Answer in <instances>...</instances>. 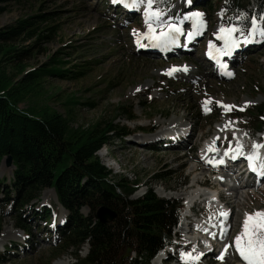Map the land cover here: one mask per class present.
<instances>
[{"label":"rangeland","instance_id":"obj_1","mask_svg":"<svg viewBox=\"0 0 264 264\" xmlns=\"http://www.w3.org/2000/svg\"><path fill=\"white\" fill-rule=\"evenodd\" d=\"M207 3L209 5H206ZM257 3L258 0H240V4L244 5L241 9L244 17L237 21H240L242 26L246 24L247 8L250 11L256 10ZM3 5L0 3L5 9L0 13V27L34 12H45L51 16L49 23L42 24L41 28L57 27L55 32L43 30L48 41L45 39L39 44L38 52H29L25 60L27 63L25 70L33 68L37 63L42 64L56 51L63 52L64 69H87L83 75L75 79L48 77L44 82L45 90L38 98L33 99L34 104L50 106L63 114L72 107L73 126L88 127L97 121L105 123L113 119V123L131 131V135L127 136L126 140L125 138L119 140L118 137L113 136L112 142L103 146L97 154L98 158L111 168L112 173L122 175L128 183L134 181L139 183L140 187L130 194L128 199L140 198L148 187H152L156 196H160L164 190V198L179 200V195L183 193L184 200V197H187L185 194L187 190L198 187L195 183L192 185L193 173H189V170L195 160L190 158L189 154L182 160H176L175 158L182 155L183 151H153L152 147H158L156 144L144 145L140 142L149 140L164 129L180 127L190 121L202 137L216 133L215 138L222 143L225 134L232 130L236 123L243 127V131H248L255 123L260 122L258 118L252 120V116L247 111H254L255 107L264 104L263 48L249 51L248 57L243 62H236L237 72L231 79L204 78L196 83H190V86L185 88L187 82L194 79L196 74H186L183 77L185 81L170 82L167 85L169 65L180 61L159 63L154 57L136 54L127 28L122 27L130 24L131 21L114 19L111 11L108 12L107 6H102L99 0H23ZM217 5L218 0H207L203 5L204 11L209 13L212 26L216 25L220 18L221 8L218 9ZM192 9H187L186 13H190ZM200 18H204V15L197 18L202 23ZM182 24L184 25V21ZM132 29L137 28L133 26ZM210 36L211 32L207 29L206 38ZM254 39L258 40L259 35H255ZM31 43L30 40L17 45L27 47ZM172 46L175 44L172 43ZM41 51L45 53L42 54ZM180 53L181 50L179 55ZM184 59L194 65L193 56ZM175 87H178V93L169 92ZM206 100L211 101L207 105L210 111H205ZM142 102L148 103L147 107L142 106ZM226 102L232 103L226 104ZM28 104V102L22 103L20 107ZM221 105L233 107L230 111L225 110ZM122 108L130 109L134 119H128L127 113L122 112ZM224 123H229L230 126H225L223 130ZM151 131L156 132L152 134ZM196 167L197 173L205 170L198 163ZM3 168L0 167V180L4 184H9L14 167ZM206 175L209 176L208 173ZM226 183L231 186L229 182ZM228 186L223 188L226 190ZM239 192L237 199H231L235 201H233V233L239 229V220L246 213L264 210V188L250 191L240 188ZM35 194L37 198L27 203L31 204L24 207L22 217L30 228V235L25 238L30 239L31 244L34 241L37 244L31 245L28 252L22 251L25 244L29 247L30 243H26L21 238L22 229L17 228L16 225L18 213L13 212V205H8L4 217L1 218L0 264H52L55 259L61 257H66L69 264H76L77 259L75 261L72 255L73 249L67 248L68 251L61 252V241L64 239L54 229L57 222L54 226L52 224L55 218L56 221L63 217L67 219L70 211L59 205L51 188H44L40 193ZM13 195L14 193H11V197ZM36 206L39 207L40 212H42L41 206H47L46 210L55 211L50 215L48 222L45 221L48 215L45 218H39V214L34 215ZM89 208L87 205L83 206L80 213L89 214ZM14 239L17 242L21 240L20 248L9 247L13 246ZM231 239L235 240L234 234ZM179 241L188 243L184 236ZM80 247L79 256L84 258L90 252L89 244L85 242ZM228 250L230 254L224 259L229 262L224 264H238L239 259L234 257V252H231L232 247Z\"/></svg>","mask_w":264,"mask_h":264},{"label":"trees","instance_id":"obj_2","mask_svg":"<svg viewBox=\"0 0 264 264\" xmlns=\"http://www.w3.org/2000/svg\"><path fill=\"white\" fill-rule=\"evenodd\" d=\"M20 1L23 0H0V3L4 6ZM2 6L0 13L5 10ZM50 20L48 13L34 12L0 27V163L11 155L14 165L9 184L0 180V229L2 215L11 201L13 210L21 211L36 198L35 193L50 187L70 211L61 252L77 249L88 241L90 252L78 264H123L121 257L127 247L142 254L141 260L135 258L131 264H147L149 256L169 238L177 220L176 202L156 196L152 187L142 197L128 199L138 182L128 183L98 158L96 152L112 142L113 136L131 132L124 126L116 125L113 119L105 123L97 121L88 127L73 126L72 107L63 114L50 106L34 104L33 99L45 90L48 77L75 79L85 72V68L64 69L60 51L46 55L48 58L42 64L25 70L29 52H38L39 44L47 39L43 30L56 31L55 26L41 28ZM30 40V46L17 45ZM25 102L29 104L20 107ZM122 110L128 119H134L130 109ZM249 113L253 120L261 119L254 124L260 128L264 123V104ZM84 205L91 209L87 216L80 213ZM99 205L116 213L111 223L95 220L94 211ZM17 222V228L23 229L19 218ZM72 255L76 261L77 253Z\"/></svg>","mask_w":264,"mask_h":264},{"label":"snow or ice","instance_id":"obj_3","mask_svg":"<svg viewBox=\"0 0 264 264\" xmlns=\"http://www.w3.org/2000/svg\"><path fill=\"white\" fill-rule=\"evenodd\" d=\"M113 3H121L125 7H136L137 3L143 2V0H112ZM153 0H147V7L145 8L146 15V23L148 24V32L145 35L148 39L156 42L157 46L166 45L169 42H175V36L173 33H179L181 29L178 26L167 25L168 30H163V25H161V31L159 34H156L153 30L151 20L153 17L157 19L162 15L159 10L153 11ZM195 16H200L201 14L195 13ZM256 18H252V30L255 32L256 30ZM238 31L235 26L232 27H221L219 39L224 40V48L218 51L227 54L230 52L232 47L236 46V40L233 38L232 34ZM192 33H189V37H191ZM261 35H264V31L261 32ZM211 47V46H210ZM185 70H187L185 68ZM175 69L168 70L169 75ZM211 103L210 100H206L204 102L205 111H210L207 105ZM219 103V102H217ZM225 108V110H230L232 105H221ZM231 123V122H229ZM254 149L261 147L260 145H254ZM236 152L242 154V145L237 143ZM236 157L233 156V159ZM259 158V153L253 151L250 155L247 156V160L249 161V167L253 172H257L256 168V160ZM260 175H264V171H260ZM222 216H226L227 213H221ZM229 245H225V251ZM235 251L239 254L246 264H264V211H256L254 213H246L243 223H242V231L235 237L234 240ZM224 253L222 252L218 259H223ZM194 259H199V257H194Z\"/></svg>","mask_w":264,"mask_h":264},{"label":"bare ground","instance_id":"obj_4","mask_svg":"<svg viewBox=\"0 0 264 264\" xmlns=\"http://www.w3.org/2000/svg\"><path fill=\"white\" fill-rule=\"evenodd\" d=\"M189 17V16H188ZM192 22H193V25H194V32H200V29L202 28V23L196 18V16H193L192 18H189ZM184 21V20H183ZM140 34V33H139ZM135 41V40H134ZM144 41H146V39L144 40ZM176 43H178V42H174L173 44H176ZM165 47H166V49L167 50H170V48L172 47V42H169L168 44H166L165 45ZM174 47V46H173ZM179 65V64H178ZM183 64H180V66H182ZM177 76V75H176ZM178 76H181V74H179ZM240 124V123H239ZM232 125V124H231ZM225 126H230V124L229 123H224V125H223V130H224V127ZM235 127H238L239 125H238V123H236V125H234ZM219 128V127H218ZM217 128V129H218ZM233 128V127H232ZM226 130V129H225ZM218 132V131H217ZM213 133H215V132H213ZM157 134H160V133H157ZM216 134V133H215ZM214 134V135H215ZM220 134V133H219ZM215 138V136H213L212 138H211V140H209V142H211L212 144L215 142L216 143V141H217V139H214ZM201 161H204V162H206L207 160H208V157H201V158H199ZM224 160H226V159H223L222 158V161L221 162H224ZM228 164L229 163H224V164H221L223 167H226V166H228ZM4 169V168H3ZM221 169V168H220ZM195 170H196V165L195 164H192L191 165V167H190V170H189V173H193V177H192V185H194V183H195V179L196 178H201V177H203V176H205V174L204 173H197V172H195ZM207 169H205V171H206ZM222 171H225L226 169H221ZM227 171V170H226ZM225 171V172H226ZM203 172V171H202ZM231 176V181H233L234 183H233V185H231V186H228L227 185V183L226 182H224V183H221V182H217V181H215V182H211L212 184H213V186L212 187H209V188H199V187H197L196 189H194V190H187L186 192H185V194L187 195V201L190 203V202H194L197 198H201V197H203L204 198V200H208L209 201V204H210V207H217V201H215V199H216V196H215V191H213V188L214 187H216V186H218L219 188L221 187L223 190H225L223 187L224 186H228V188H226V190H227V192L226 193H232V195H230V198H234V199H237L239 196H238V194L240 193L239 192V189L242 187V185L240 186V187H237L236 185H235V180H234V178H237L236 176H234V175H230ZM234 176V177H233ZM245 186V185H244ZM225 190V191H226ZM161 195H163V196H165V194L164 193H160ZM182 195H183V193H181V195H179L180 197H182ZM232 202H233V200H232ZM235 202V201H234ZM233 202V203H234ZM189 203L187 204L188 206H189ZM236 204V203H235ZM238 205V204H237ZM258 211V210H257ZM261 211H264V210H261ZM186 214H187V217L189 218V220H187L184 224H183V226H184V234H185V239H187L188 241H191V242H195V241H197V238H196V232L195 231H193V230H190V228L191 227H194V226H197V227H199L196 223H194V222H192L191 220L192 219H194V217H192L193 216V214H191L190 212H189V209H187L186 210ZM187 217H186V219H187ZM63 219V218H62ZM61 219V220H62ZM204 223H206V224H208V226H206V228L204 227V232H207V231H209L214 237H216V235H223L224 234V232H226V230H227V225H223V224H221L220 226L221 227H219V228H216V227H218V224H220V223H218L216 220H213V219H210L209 221H206V222H204ZM183 226L181 227V228H179L180 230H182L183 231ZM201 227V226H200ZM208 227V228H207ZM214 228H216V229H214ZM203 232V233H204ZM1 233V232H0ZM205 234V233H204ZM239 255V254H238ZM188 258H192V257H188ZM227 258V257H226ZM157 260V262L159 263V262H161L162 261V258H160V256L156 259ZM231 260V259H230ZM240 260V259H239ZM228 261V260H227ZM226 260H225V262H227ZM229 262V261H228ZM192 263V262H191ZM194 263V262H193ZM52 264H69L68 263V259L66 258V257H61V258H57V259H55L54 261H53V263ZM238 264H246V262H244L242 259H241V262L240 263H238Z\"/></svg>","mask_w":264,"mask_h":264},{"label":"water","instance_id":"obj_5","mask_svg":"<svg viewBox=\"0 0 264 264\" xmlns=\"http://www.w3.org/2000/svg\"><path fill=\"white\" fill-rule=\"evenodd\" d=\"M12 166V157L11 155H7L3 160H1L0 167L9 168ZM116 213L112 211L109 207L101 205L97 208L95 212L96 218L101 223L112 221L115 217ZM129 252V249L125 251V254Z\"/></svg>","mask_w":264,"mask_h":264}]
</instances>
